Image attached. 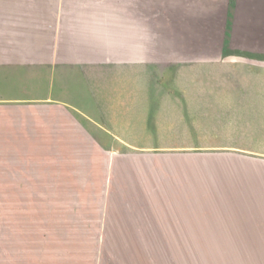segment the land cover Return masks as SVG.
<instances>
[{"label": "rangeland", "instance_id": "rangeland-1", "mask_svg": "<svg viewBox=\"0 0 264 264\" xmlns=\"http://www.w3.org/2000/svg\"><path fill=\"white\" fill-rule=\"evenodd\" d=\"M126 2L0 0V37L44 48L37 43L46 35L75 32L68 23L47 24L52 17L69 18L72 7L88 4L123 16ZM136 14L128 15L139 20ZM233 32L228 20L227 36ZM114 48L122 58V47ZM215 48L204 54H218ZM249 64L228 57L164 65L155 87L173 93L154 95L161 106L152 109L143 68L116 61L103 70L114 91L110 121L136 147L124 155L82 143L75 151L67 141V157L54 158L61 151L51 142L52 157L35 159L49 169H0V264H264V238L258 247L248 229L229 230L225 220L250 214L251 202L264 204V158L242 152L258 146L252 131L264 129L253 125ZM193 145L202 147H180Z\"/></svg>", "mask_w": 264, "mask_h": 264}, {"label": "crops", "instance_id": "crops-1", "mask_svg": "<svg viewBox=\"0 0 264 264\" xmlns=\"http://www.w3.org/2000/svg\"><path fill=\"white\" fill-rule=\"evenodd\" d=\"M228 1L128 0L122 6L123 16L105 6H74L69 10V18L53 15L47 23L73 26L74 34L66 39L46 35L43 43H37L44 48H38L34 42L19 44L16 38L0 37V169H49L45 161L37 163L35 159L52 157L48 154L51 142L55 143L54 151H61H55L54 158L67 157L63 150L67 141L75 151L77 144L81 147L86 143L103 153L133 152L136 146L119 136L110 121L113 117L107 97L114 91H109L108 74H101L113 69L116 61L144 69L151 85L147 87L148 95L154 100L149 109L152 105L161 106L160 101L155 103L154 95L173 93L155 87L158 69L164 65L184 67L191 62L228 57L248 61L253 76L251 93L257 99L251 108L252 118L256 119L253 125L263 127L264 0H233L230 4ZM136 13L141 15L139 20H131L130 15ZM228 20L234 24L232 37L227 36ZM235 44L239 45L237 50L225 48ZM48 45L52 47L49 50ZM115 45L122 47L120 59L113 55ZM100 47H105L101 53ZM197 47H202V55L197 54ZM210 47H216L218 54H204ZM181 105L177 102L178 107ZM252 132L259 135L258 146L246 148L247 151L226 148L246 154L250 151L252 156L264 158V129ZM75 151L71 158L78 156ZM251 205V215L225 220L230 221L229 230L248 229L250 237L258 239L254 243L258 246L259 239L264 238V204L257 209L253 206L259 204Z\"/></svg>", "mask_w": 264, "mask_h": 264}, {"label": "trees", "instance_id": "trees-1", "mask_svg": "<svg viewBox=\"0 0 264 264\" xmlns=\"http://www.w3.org/2000/svg\"><path fill=\"white\" fill-rule=\"evenodd\" d=\"M229 2V1H228Z\"/></svg>", "mask_w": 264, "mask_h": 264}]
</instances>
